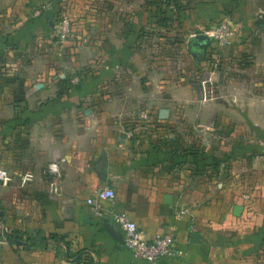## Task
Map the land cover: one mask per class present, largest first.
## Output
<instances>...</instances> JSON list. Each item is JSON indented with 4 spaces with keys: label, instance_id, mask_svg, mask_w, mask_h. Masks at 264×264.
Masks as SVG:
<instances>
[{
    "label": "crops",
    "instance_id": "1",
    "mask_svg": "<svg viewBox=\"0 0 264 264\" xmlns=\"http://www.w3.org/2000/svg\"><path fill=\"white\" fill-rule=\"evenodd\" d=\"M201 2L178 14L177 50L203 52L194 32L225 13L236 27L229 53L238 57L226 62L225 92L211 72L208 108L207 78L193 91L153 90V62L138 53L147 38L137 45L157 16L148 0H0V170L10 177L0 185V229L32 242L0 237V264L137 262L116 212L145 238L174 234L182 255L161 264H264V0ZM61 5L72 29L60 60L69 76H53L58 60L41 49L57 47L52 27L35 15ZM26 48L38 57L25 58ZM54 77L70 79L63 94ZM208 132V170L191 174L180 151L201 148ZM51 162L59 176L45 172ZM104 187L115 195L96 200V213L86 200Z\"/></svg>",
    "mask_w": 264,
    "mask_h": 264
},
{
    "label": "rangeland",
    "instance_id": "2",
    "mask_svg": "<svg viewBox=\"0 0 264 264\" xmlns=\"http://www.w3.org/2000/svg\"><path fill=\"white\" fill-rule=\"evenodd\" d=\"M159 1L161 3V0H155L154 2ZM174 3L171 6V10H175L176 12H178V10H181L182 6H185L187 8V13H189V10H191V8L187 7V4L189 2V0H173ZM191 2H194V0H190ZM202 1V2H201ZM190 2V3H191ZM196 2H201L203 3L204 0H196ZM195 3H192V5H194ZM167 6V5H166ZM164 6H154V10L155 13H158L159 10L165 9ZM173 7V8H172ZM173 10V11H174ZM167 11V8H166ZM67 12V11H66ZM183 13V12H181ZM180 13V14H181ZM176 14V13H174ZM220 14V12H219ZM227 19L225 13H221L220 15H218V17L215 20H212L211 23H217L221 20ZM153 23H156V19L153 21ZM184 21L183 20H179L177 19L175 16L171 19V24L168 26H166V29H161V28H157L154 27L152 25V30H149L148 28H145L143 31V33H141V37H145L143 35H145V32H149V34L147 35V41L146 46H144L142 51H139V56L140 58L145 61V59L150 60L153 62V73H152V79H153V90L157 91V90H167V89H178L177 85H180V89H184V90H197V87H202L201 84V78H207L206 81L208 80V78H210V74L212 71L216 70L218 71V83H219V87L220 89L225 92L226 91V77L228 76L227 72L231 70V67L228 68V65H226L227 60H231L230 58H238L237 56H231V54L229 53V48L232 45H228V46H224L221 47L218 44H216V42L210 38L207 39H197V46L203 45L204 51L202 52H196L195 50H186L184 49V51H182L181 49L177 50V45L176 43H179V39H183V36L179 35V31H177V28H181L183 27ZM207 28L208 25H205ZM141 31V30H140ZM191 31H195V30H191ZM197 35L199 34H203L201 31H197L194 32ZM53 34V33H52ZM141 37H137V45H142V43L144 41L143 38ZM40 39H34L35 43L33 44H37L39 43V41L44 42L45 36H41L39 37ZM71 39L70 35L67 36L64 40H59L57 38H53V40L56 42L57 47H55L54 49H51V51L48 49H45L43 45H41V49L43 51V54L45 53L46 56L45 58H50L51 54H52V58L56 57L58 62L56 63L57 66H54L51 70L52 72H54L53 76H58L59 74H67V76H69L71 73L67 72V68H64L63 63H65V61H60V60H65L66 57L63 54V49H64V43L68 40ZM86 39V38H85ZM43 44V43H42ZM144 45V44H143ZM195 45V44H194ZM32 49V47H31ZM213 50V51H212ZM24 54L25 58H35L38 57L37 54L33 53L32 50H29V48H26L25 51L22 52ZM55 54V56H54ZM23 57V56H20ZM86 57V56H85ZM240 57V55H239ZM242 58V57H241ZM240 58V59H241ZM204 63L201 64V66L198 65V62L201 61ZM193 63V64H192ZM193 66H196V68H192ZM161 72H159V71ZM163 70V71H162ZM183 70H185V72H183ZM237 71V70H235ZM165 73V74H164ZM175 73V74H174ZM171 74V78L176 77L174 80L171 79H167L168 76ZM52 76V77H53ZM181 78H184L181 80ZM170 81L171 83L169 85H167V83L165 81ZM177 80H180V82H177ZM182 82H184L185 84H182ZM152 83V82H151ZM52 85H58V78L54 77L52 83ZM213 82H210L208 80L206 87L208 86L209 89V93H210V97L209 98H205L206 100H202L203 103H205L207 105V108L209 107V103L210 101H214L216 98L214 95H211V92H213V89L215 87H213ZM163 87H161V86ZM183 86V87H182ZM222 103H226L225 99L221 100ZM197 104V103H195ZM223 104V105H224ZM209 118L206 120V122H209ZM212 135H209L208 133H202L201 135V140H202V147L199 148L201 149V158H205L206 161L204 163V161L198 165L196 163H193L192 160H190L191 158H189V162L187 164L186 170L190 171L191 174H195L198 175V172H201L203 174L204 170H208V159H209V149L210 146L206 145L207 143H204V141H207L208 143H210V139H212ZM181 140L184 142L185 137H180ZM181 142V141H179ZM187 148L190 146L194 145H186ZM182 149L180 152L183 153L184 155H187L189 153V149H193L192 147H190L189 149ZM187 153V154H185ZM180 154V153H179ZM206 154V155H205ZM195 172V173H193Z\"/></svg>",
    "mask_w": 264,
    "mask_h": 264
},
{
    "label": "built area",
    "instance_id": "3",
    "mask_svg": "<svg viewBox=\"0 0 264 264\" xmlns=\"http://www.w3.org/2000/svg\"><path fill=\"white\" fill-rule=\"evenodd\" d=\"M64 6V5H63ZM62 6L61 12L55 17L53 36L59 40H64L71 35V21L65 7ZM42 9L35 11V15H42ZM262 14L258 18H262ZM208 38L214 40L221 47L231 45L236 36V27L229 19H224L218 23L202 30ZM143 118H147L146 112H141ZM46 173L59 176L60 167L57 162L48 164ZM10 177L6 170H0V185L7 186ZM113 189L104 187L87 198V204L93 206L96 213H99V206L96 204L98 199H108L114 197ZM182 214H177L179 218ZM113 222L121 230L124 238V245L128 248L135 260L141 264H161L165 259L174 258L182 255V251L176 247V239L172 232H167L155 236L153 239L145 238L142 231L137 226V223L130 218L125 212L113 213ZM5 228L0 229L1 237L5 239Z\"/></svg>",
    "mask_w": 264,
    "mask_h": 264
},
{
    "label": "trees",
    "instance_id": "4",
    "mask_svg": "<svg viewBox=\"0 0 264 264\" xmlns=\"http://www.w3.org/2000/svg\"><path fill=\"white\" fill-rule=\"evenodd\" d=\"M155 0H148V5H151V6H166V7H164L165 9H162V10H159L158 11V13H157V16L155 17V19H156V23H153V26L154 27H157V28H165L167 25L169 26L170 24H171V19L173 18V17H171V16H169L168 14H167V11H172V13L174 14V13H176V18L177 19H179L180 20V18H179V16H178V14H180L181 12H183V13H185V12H187V8L185 7V6H182V8H181V10H178V12H176L174 9V11L173 10H171V6L173 5V3H174V1L173 0H161V3L159 2V1H156V2H154ZM191 1L189 0V2H188V4H187V7L188 8H193V5H192V3L193 2H191ZM159 7V8H160ZM166 8H167V11H166ZM173 8V7H172ZM155 9V8H154ZM62 10H64V9H62V5H61V7L59 8V10H57L56 11V14H55V17L59 14V12H61ZM178 16V17H177ZM218 23V22H217ZM214 24H216V23H211L210 22V24H208V27H210V26H212V25H214ZM149 27H151L152 28V25L151 26H149ZM52 29V33H53V31H54V26L51 28ZM145 29V27H142L140 30L141 31H139V34H138V36L139 37H141L142 35H141V33H143L144 30ZM149 34V32H145V35H143V36H145L144 38H147V35ZM141 38H143V37H141ZM70 85V79L68 78V77H65V78H59V80H58V85H57V94L58 95H60V94H63L66 90H67V88H68V86ZM190 147H192L193 149H189ZM190 147H186L187 149H189V153L187 154V153H185V154H187V155H182V157L185 159V160H187V162H189V158H191L190 160H192L193 161V163H196V164H198V165H200L203 161H205L206 159L205 158H201V152L202 151H200L201 149H199L198 147H193V146H190ZM183 149H185V148H183ZM181 154V153H180ZM206 155V154H205ZM208 166H209V164H207ZM207 166V167H208ZM193 173H195V172H193ZM198 173H200V172H198ZM196 174V173H195ZM200 174H202V173H200ZM0 237H1V233H0ZM48 238H52V239H54V240H63L64 239V236H57V235H55V234H49L48 235ZM5 239L8 241V242H10V243H17V244H28V243H32L29 239H23L20 235H16V234H12V233H10V232H6L5 233ZM75 263L76 264H79L80 262H79V259H76L75 260Z\"/></svg>",
    "mask_w": 264,
    "mask_h": 264
},
{
    "label": "water",
    "instance_id": "5",
    "mask_svg": "<svg viewBox=\"0 0 264 264\" xmlns=\"http://www.w3.org/2000/svg\"><path fill=\"white\" fill-rule=\"evenodd\" d=\"M54 11L52 10V8H47L45 9V11L43 12V18L48 22V24L53 27L54 26V22H55V19H54ZM195 39H207L208 37L205 35V34H199L197 36L194 37ZM103 157V161H102V166H103V169L106 168V157L105 155L103 154L102 155ZM242 210V206L241 205H235L234 206V209H233V213L235 215H238L240 213V211ZM114 236H116L117 238H119V235L113 233ZM199 238H200V234L199 233H192L191 234V241L192 242H198L199 241ZM132 264H141L139 262H133Z\"/></svg>",
    "mask_w": 264,
    "mask_h": 264
}]
</instances>
